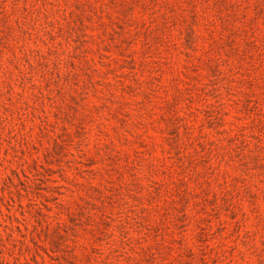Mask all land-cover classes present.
Returning a JSON list of instances; mask_svg holds the SVG:
<instances>
[{"label": "rangeland", "instance_id": "rangeland-1", "mask_svg": "<svg viewBox=\"0 0 264 264\" xmlns=\"http://www.w3.org/2000/svg\"><path fill=\"white\" fill-rule=\"evenodd\" d=\"M0 264H264V0H0Z\"/></svg>", "mask_w": 264, "mask_h": 264}]
</instances>
